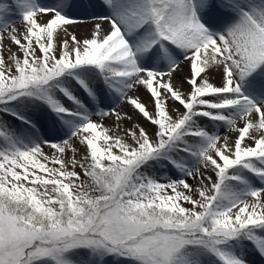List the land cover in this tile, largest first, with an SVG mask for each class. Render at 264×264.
Segmentation results:
<instances>
[{
  "label": "snow or ice",
  "instance_id": "snow-or-ice-1",
  "mask_svg": "<svg viewBox=\"0 0 264 264\" xmlns=\"http://www.w3.org/2000/svg\"><path fill=\"white\" fill-rule=\"evenodd\" d=\"M0 264H264V0H0Z\"/></svg>",
  "mask_w": 264,
  "mask_h": 264
}]
</instances>
